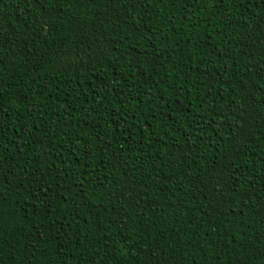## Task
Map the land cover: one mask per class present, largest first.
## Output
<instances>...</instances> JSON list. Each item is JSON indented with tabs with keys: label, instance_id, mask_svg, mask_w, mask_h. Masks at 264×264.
Instances as JSON below:
<instances>
[{
	"label": "trees",
	"instance_id": "obj_1",
	"mask_svg": "<svg viewBox=\"0 0 264 264\" xmlns=\"http://www.w3.org/2000/svg\"><path fill=\"white\" fill-rule=\"evenodd\" d=\"M0 264H264V0H0Z\"/></svg>",
	"mask_w": 264,
	"mask_h": 264
}]
</instances>
